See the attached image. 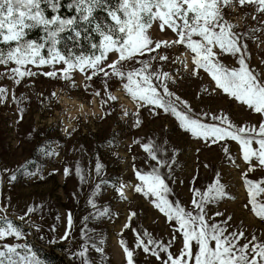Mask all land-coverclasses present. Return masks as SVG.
Listing matches in <instances>:
<instances>
[{
  "label": "rangeland",
  "instance_id": "374dc122",
  "mask_svg": "<svg viewBox=\"0 0 264 264\" xmlns=\"http://www.w3.org/2000/svg\"><path fill=\"white\" fill-rule=\"evenodd\" d=\"M224 11L227 19L238 25L236 31L240 33L264 27L259 23L264 21V16L255 13L253 7ZM252 15H257L258 20H253ZM150 31L155 39L175 38L170 30L162 33L155 24ZM245 43L250 53V66L264 74V31L255 33V39L250 33ZM165 51L177 61L174 64L164 63L163 66V70L176 80L175 84H169V88L186 101L193 112L210 111L216 114L219 111L228 114L237 125L260 120L259 115L239 106L225 94L203 93L202 87H212L213 83L203 70L199 71L198 77L191 74L190 51L183 46ZM108 59L109 62L115 60L116 55L110 53ZM221 59L230 67L238 66L230 56ZM14 66L0 65V73ZM133 66L139 65L125 64L124 68L127 70ZM154 66L158 65L154 62ZM29 67L38 74L25 77L19 85L7 76L0 79V86L7 89L5 100L0 102V218L22 225L27 233L24 239L8 238L0 243H27L34 247L44 264H58L52 260V255H57L66 264H81L77 253L91 237L104 249L103 258L100 253L89 249L87 256L92 264H126L119 241L124 239L129 247H133L131 229L140 233L147 231L156 239L167 241L172 235L173 225L151 203L152 197L133 190V185L139 183L134 176L133 164L142 171L148 170V164L155 165V161L149 160L142 150L141 145L149 141H154L163 149L157 153L158 158L171 164V169H161L163 173L171 172V179L166 180L172 189L169 199H179L183 206L190 208L192 193L189 188L193 176H197L194 186L204 191L208 184L215 182L218 173L228 196L217 204L208 205V215L212 216L216 211L224 212V217H215L216 221L231 215L228 231L239 227L249 238L256 233L264 240V221L255 216L248 204L247 187L242 176L247 165L242 156L230 161L219 145L205 147L202 140L184 132L179 127V121L162 109L157 110L158 115H150L147 109H140L142 123L140 127H134L136 118L124 115V111L136 112V104L114 77L108 80V92L118 99L110 101L102 73L89 81L85 76L90 75V71L82 73L74 70L71 76L75 86L72 87L63 79L44 76L43 72L52 70L49 66ZM56 67L62 69L66 65L58 64ZM59 75L62 72H58ZM96 91H100L101 95H94ZM201 118L208 121L207 117ZM137 140L141 143H135ZM228 145L235 155L238 145L233 141H228ZM97 164L102 166L99 175L96 173ZM77 165L85 177L83 182L76 175ZM22 166L24 171H20ZM65 168L69 169L67 176ZM13 174L15 180L10 179ZM41 175L43 179L39 178ZM248 178H264V171L256 170ZM101 181H107V184L101 185L100 194L94 198L97 207L93 208L89 200L93 198L95 185ZM120 184L124 185V198L116 191L115 186ZM260 199L264 200V197ZM30 206H36L39 211L21 221L20 216L25 215ZM105 206L113 213L112 216L98 215ZM130 212H136V216L131 221V227L124 229ZM69 214L72 218L70 229ZM33 222L38 228L32 226ZM66 231L70 232L69 239L61 241L60 237ZM52 239L57 242L49 243ZM101 240L103 244H100ZM180 246L178 235L171 251L176 252ZM134 264L159 262L154 257H146L142 250H136Z\"/></svg>",
  "mask_w": 264,
  "mask_h": 264
},
{
  "label": "snow or ice",
  "instance_id": "6c2138e0",
  "mask_svg": "<svg viewBox=\"0 0 264 264\" xmlns=\"http://www.w3.org/2000/svg\"><path fill=\"white\" fill-rule=\"evenodd\" d=\"M74 2L76 10L81 13L80 18L91 23L93 10L101 0ZM42 5L50 6L55 11L58 9L59 0H0V45H4L0 47V65H15L5 73H0V79L7 76L19 85L25 77H34L38 74L29 66L36 68L49 66L52 70L43 72L44 76L63 79L74 87L71 76L74 70L82 73L90 71L91 74L85 76L89 81L102 73L108 100L116 101L118 98L108 92V80L116 78L136 104V112L124 111V115L136 118L134 127H140L142 123L140 109H147L150 115H158L157 110L162 109L164 113L174 116L179 121V127L184 132L202 140L205 147L219 145L230 161L242 156L247 165L242 176L247 187L250 210L264 221V200L260 199L264 197V178L259 180L248 178L249 174L256 170L264 171V74L250 66L248 62L250 53L245 43V38L250 33L255 39V33L264 31V27L251 29L250 33H240L236 31L238 25L230 22L224 11L236 7H253L255 13L264 16V0H118L117 7L107 10L112 23L105 27L99 24L95 26V31L101 38L99 44L91 43V48L95 51L91 55L69 53L67 56L61 54L57 45L61 43V33L68 30L73 31L77 38L80 37L81 33L74 27L77 20L62 19L59 15L49 18ZM252 19L258 20V16L252 15ZM259 23L264 26V21ZM154 24L162 33L170 30L175 38L155 39L150 31ZM38 27L45 33L41 42L27 39L28 31ZM176 46H183L192 54L193 76L198 77L199 71L203 70L210 77L213 86L204 85L203 93L225 94L239 106L259 115L260 120L256 123L242 122L237 125L228 114L219 111L216 114L210 111L193 112L186 101L170 90L169 84H175L176 80L169 72L163 70L164 63L177 62L165 51ZM45 48L47 56L42 55ZM110 53L115 54L116 59L109 62ZM223 56L232 57L238 66L226 65L221 59ZM154 62L158 66H154ZM58 64L66 67L58 69L56 67ZM125 64L139 66L125 70ZM58 72H62V75L58 76ZM6 94L7 89L0 86V102L5 100ZM94 95L100 96L101 93L96 91ZM20 111L24 110L21 108ZM201 117H207L208 121ZM228 141L238 145L235 155L232 154ZM135 143L141 142L137 140ZM141 146L149 160L155 161V165L148 164V170L142 171L133 164L134 176L139 181L133 185V190L145 197L153 198L151 203L163 213L167 222L173 225L172 235L165 241L163 238L156 239L147 231L140 233L134 228L131 229L134 234L133 247H129L124 239L119 241L126 264H134L136 250H142L146 257H154L159 264H264V240L256 233H252L249 238L239 227L228 231L231 215L222 221H216L215 217H224V212L216 211L212 216L208 215V205L217 204L228 196L218 173L215 182L208 184L204 191L194 186L197 176H193L189 188L192 193L190 208L185 207L179 199H169L172 189L166 180L171 179V172L163 173L161 169L164 167L171 169V164L159 159L157 155L163 149L154 141L143 143ZM101 167L100 164L96 165L97 175L100 174ZM205 167L208 165L205 164ZM24 170L22 166L20 171ZM64 174L69 175L68 168L64 169ZM76 175L81 182L84 181L85 177L79 165L76 167ZM15 178V174L10 177L11 180ZM39 178L44 177L41 175ZM106 184L107 181H101L95 185L93 198L89 200L93 208L97 207L94 198L100 194L101 185ZM115 187L119 196L124 198V185ZM36 211H39L36 206L28 207L26 214L20 216L21 221H25L26 216ZM98 215L110 217L113 213L105 206ZM135 216L136 212L128 214L124 229L131 227V221ZM71 224L72 218L69 214V229ZM32 226L38 228L34 222ZM178 235L181 246L173 252L171 249ZM26 236L22 225L0 218V242L8 238L21 240ZM69 236L70 232L66 231L60 240H68ZM56 242L55 239L49 241L53 244ZM103 243L101 240L100 244ZM89 249L104 257L103 247L88 237L77 253L81 258V264H92L87 256ZM0 264H44V261L39 258L34 247L27 243L12 245L0 243Z\"/></svg>",
  "mask_w": 264,
  "mask_h": 264
},
{
  "label": "trees",
  "instance_id": "16d2710c",
  "mask_svg": "<svg viewBox=\"0 0 264 264\" xmlns=\"http://www.w3.org/2000/svg\"><path fill=\"white\" fill-rule=\"evenodd\" d=\"M118 5V0H101V3L96 6L93 10L92 16L90 17L91 23L84 22L80 17L81 13L76 10L74 0H59L57 10H53L50 6L42 5L45 7L46 16L51 17L53 15H59L62 19L76 18L77 23L74 25L75 29L81 33L80 37H76L75 33L68 30L61 33V43L57 45L60 49L61 54L67 56L69 53L73 55H91L95 50L91 48V43L100 42V36L95 31L97 24L101 27L110 25L111 19L107 15L108 9H114ZM45 35L42 28H35L28 31L27 39L41 42V38ZM4 47V45H0ZM98 54V52H97ZM42 55L47 56V48L42 50ZM52 260L58 264H66L57 255H52Z\"/></svg>",
  "mask_w": 264,
  "mask_h": 264
}]
</instances>
